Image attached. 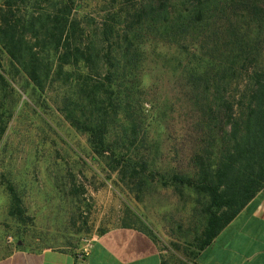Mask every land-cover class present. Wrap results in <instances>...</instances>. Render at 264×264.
Returning a JSON list of instances; mask_svg holds the SVG:
<instances>
[{
  "label": "trees",
  "instance_id": "16d2710c",
  "mask_svg": "<svg viewBox=\"0 0 264 264\" xmlns=\"http://www.w3.org/2000/svg\"><path fill=\"white\" fill-rule=\"evenodd\" d=\"M263 34L264 0H0L6 74L39 97L59 80L65 120L138 193L158 183L196 196L192 259L264 191V66L247 65ZM10 118L2 100L0 142Z\"/></svg>",
  "mask_w": 264,
  "mask_h": 264
},
{
  "label": "rangeland",
  "instance_id": "374dc122",
  "mask_svg": "<svg viewBox=\"0 0 264 264\" xmlns=\"http://www.w3.org/2000/svg\"><path fill=\"white\" fill-rule=\"evenodd\" d=\"M254 45L249 73L255 64L264 66V34L254 38ZM0 63L10 85L0 90V102L5 100L11 114L0 142V264L13 249L80 256L87 242L115 227L145 233L165 264H193L192 241L202 225L196 196L158 183L138 193L93 155L86 135L65 120L61 107L66 90L59 80H49L39 97L24 76L13 80L6 74L9 60L2 51ZM7 183L22 198L30 219L25 225L8 214ZM76 188L81 195L72 194Z\"/></svg>",
  "mask_w": 264,
  "mask_h": 264
},
{
  "label": "crops",
  "instance_id": "0c3cea01",
  "mask_svg": "<svg viewBox=\"0 0 264 264\" xmlns=\"http://www.w3.org/2000/svg\"><path fill=\"white\" fill-rule=\"evenodd\" d=\"M193 264H264V191L201 251ZM156 244L142 231L115 227L95 237L82 258L67 251L13 249L3 264H163Z\"/></svg>",
  "mask_w": 264,
  "mask_h": 264
},
{
  "label": "built area",
  "instance_id": "2783aa9c",
  "mask_svg": "<svg viewBox=\"0 0 264 264\" xmlns=\"http://www.w3.org/2000/svg\"><path fill=\"white\" fill-rule=\"evenodd\" d=\"M90 244H91L90 241L87 242L86 246L83 248L82 253L80 254V256L78 255V257L82 258L83 256H85L87 254Z\"/></svg>",
  "mask_w": 264,
  "mask_h": 264
}]
</instances>
